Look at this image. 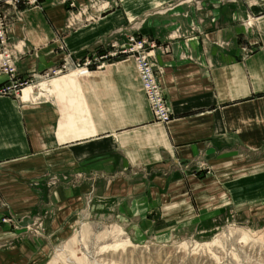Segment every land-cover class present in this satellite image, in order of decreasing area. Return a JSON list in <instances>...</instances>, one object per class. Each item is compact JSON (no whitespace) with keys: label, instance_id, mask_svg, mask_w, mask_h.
<instances>
[{"label":"crops","instance_id":"obj_1","mask_svg":"<svg viewBox=\"0 0 264 264\" xmlns=\"http://www.w3.org/2000/svg\"><path fill=\"white\" fill-rule=\"evenodd\" d=\"M70 1V6L60 0L27 7L1 4L8 35L18 47L17 72L58 62L57 36L77 58L147 6L176 0H118L97 19L64 32L69 19L80 18L81 11L97 13L93 7L101 2ZM200 2H210L209 17L225 22L215 23L201 37L153 49L170 109L164 121L153 119L129 58L47 82L51 103L37 106L34 113L26 108L33 89L20 97L0 94V215L7 211L29 217L48 203L53 207L48 226L58 227L81 206L92 185L101 198H131L144 221L158 228L180 224L195 210H218L242 188L248 196L261 193L264 187L256 183L264 179V0ZM223 3L226 8L220 10ZM235 3L255 20L246 30L248 43L232 38L241 29L230 22ZM224 39L229 43H219ZM4 78L0 71V82ZM175 163L192 165L183 169ZM205 168L208 173L202 175ZM63 171H80L83 177L72 184H47V173ZM97 172L89 181V174ZM4 238L15 237L0 223ZM25 250L33 253L35 248L29 244ZM22 253L20 244L0 248V264H21Z\"/></svg>","mask_w":264,"mask_h":264},{"label":"rangeland","instance_id":"obj_2","mask_svg":"<svg viewBox=\"0 0 264 264\" xmlns=\"http://www.w3.org/2000/svg\"><path fill=\"white\" fill-rule=\"evenodd\" d=\"M39 2L40 0L32 3L18 0L2 2L0 6L4 3L14 6L22 4L27 7ZM117 2L118 0L111 3L101 0L93 7L97 13L83 15L81 11L80 18L78 16L69 19L70 23L68 22L64 32L97 19L102 11L117 5ZM211 6L210 2L201 3L200 0H176L147 6L136 17L113 26L92 46L84 49L77 58L71 57L63 39L57 36L56 47L60 52L58 62L38 71L21 73L17 72L15 66L18 57L17 43L11 41L8 35L7 12L0 7L4 16L6 36L9 44L14 47L12 57L15 66L14 79L17 83L15 88L5 94L13 96L18 94L20 97L24 90L33 89L35 93L33 100L26 104V108L34 113L37 106L46 107V103H51L52 95H46L49 90L44 87L47 82L88 74L121 58L132 60L130 55L112 53L114 50L122 49L130 35L144 41L142 47L148 52V58L153 61V68L159 79L162 67L155 60L153 49L161 50V46L171 42L178 40L187 42L188 38L201 37L206 34L207 29L211 30L216 24L224 23V19L216 20L209 17ZM225 8L226 3L220 4V10ZM85 9L86 7L83 8ZM233 10L235 15L230 22L235 29L236 27L241 29L233 33L232 38L236 43L241 44L243 41L248 43L246 30L255 26V20L248 16L241 3H235ZM169 11L171 12L168 13ZM199 11L206 12V16H201ZM76 12L77 10L74 13ZM229 41L224 39L219 43L226 45ZM69 59L72 66H69ZM86 60L89 61L86 68L76 71L79 69L76 63L79 62L81 65L80 62ZM7 80L5 76L0 85ZM161 88L163 89L162 85ZM150 112L152 114V111ZM152 117L155 119L153 114ZM191 165L175 163V166L183 169H191ZM207 169H204L202 175H205ZM89 176V181H93L98 172ZM82 177L80 171L49 172L46 174V181L50 186L57 183L72 184L80 182ZM256 185L264 187V179L257 181ZM242 189L244 191L240 190L233 200L218 206V210L208 212L195 210L191 218L187 217L180 224L157 228L144 221L146 219L143 211L131 203V198L118 196L101 198L98 194H93L90 185L82 195L81 206L73 213H68L66 218H63V224L58 227L48 226V220L53 216V207L48 203L29 217L7 211L2 213L0 223L5 224L15 238L0 239V248L11 250L20 244L23 251L21 264H264V188L259 189L261 193L252 192L251 196L247 195L246 187ZM214 199L216 197L211 199V203ZM138 202V206L143 205L142 201ZM29 244L35 251L26 254L25 247Z\"/></svg>","mask_w":264,"mask_h":264},{"label":"built area","instance_id":"obj_3","mask_svg":"<svg viewBox=\"0 0 264 264\" xmlns=\"http://www.w3.org/2000/svg\"><path fill=\"white\" fill-rule=\"evenodd\" d=\"M18 0H0L2 2H15ZM24 2L32 3L37 0H22ZM65 2L66 0H60ZM68 4H72L71 1H67ZM144 41L142 39L137 40L136 37L130 35L128 37V42L122 47V49L114 50L113 54H127L133 60L134 66H136L144 94L147 98L148 104L152 111L155 119L166 120L170 116V109L168 102L164 97L163 89L159 79L156 77L153 61L148 57V52L144 51L142 45ZM14 47L9 44L8 37L6 36L4 16L0 11V70L8 78L7 82L0 85V93H7L17 86L14 79V59H13ZM76 63L77 68L85 69L86 65L89 63L88 60ZM63 66V65H62ZM64 67V66H63ZM53 73V72H52ZM16 90V89H14Z\"/></svg>","mask_w":264,"mask_h":264},{"label":"bare ground","instance_id":"obj_4","mask_svg":"<svg viewBox=\"0 0 264 264\" xmlns=\"http://www.w3.org/2000/svg\"><path fill=\"white\" fill-rule=\"evenodd\" d=\"M80 69H78V70H76V71H79ZM82 70H84V69H82ZM56 75V74H55ZM162 121H164V120H162Z\"/></svg>","mask_w":264,"mask_h":264}]
</instances>
